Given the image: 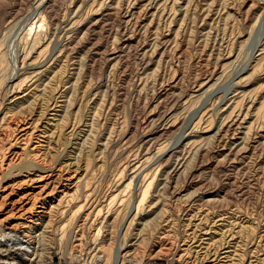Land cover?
<instances>
[{"label": "rangeland", "instance_id": "obj_1", "mask_svg": "<svg viewBox=\"0 0 264 264\" xmlns=\"http://www.w3.org/2000/svg\"><path fill=\"white\" fill-rule=\"evenodd\" d=\"M0 264H264V0H0Z\"/></svg>", "mask_w": 264, "mask_h": 264}, {"label": "bare ground", "instance_id": "obj_2", "mask_svg": "<svg viewBox=\"0 0 264 264\" xmlns=\"http://www.w3.org/2000/svg\"><path fill=\"white\" fill-rule=\"evenodd\" d=\"M11 255L14 256V257H16L17 259H20L21 258V255L18 252H11Z\"/></svg>", "mask_w": 264, "mask_h": 264}]
</instances>
